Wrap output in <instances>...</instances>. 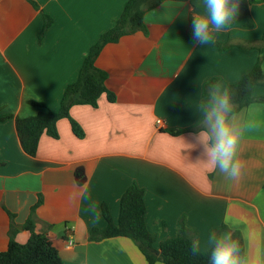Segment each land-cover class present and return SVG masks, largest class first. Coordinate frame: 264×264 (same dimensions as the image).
Here are the masks:
<instances>
[{"label":"crops","instance_id":"1","mask_svg":"<svg viewBox=\"0 0 264 264\" xmlns=\"http://www.w3.org/2000/svg\"><path fill=\"white\" fill-rule=\"evenodd\" d=\"M34 1L37 6L0 0V252L9 247L10 213L16 241H29L25 225L42 198L36 231L52 241L63 264H148L128 238L90 239L94 228L107 227L103 205L118 223L121 199L134 184L145 192L147 226L158 242L176 238L183 221L201 240L219 235L215 230L223 225L264 236V104L230 115L244 129L239 181L207 169L202 149L186 143L204 127L199 106L206 86L215 82L229 91L264 58V3L249 7L253 27L238 21L200 45L192 39L191 9L202 10L204 0L163 1L145 14L147 32L102 50L96 65L107 72L106 87L116 99L104 93L95 107L71 108L85 137L75 135L69 118L61 119L59 137L44 133L31 157L15 119L39 113L31 101L60 110L90 48L129 0ZM44 13L53 25L39 42ZM221 44L229 47L221 50ZM253 96H264V85L255 86Z\"/></svg>","mask_w":264,"mask_h":264},{"label":"trees","instance_id":"2","mask_svg":"<svg viewBox=\"0 0 264 264\" xmlns=\"http://www.w3.org/2000/svg\"><path fill=\"white\" fill-rule=\"evenodd\" d=\"M37 6L34 0H29ZM165 0H129L123 14L116 20L109 31L103 33L99 40L90 48L86 55L79 77L76 82L67 86L58 112L48 109L43 103L31 101V105L40 108L37 115L27 118H16V129L23 150L31 157H35L40 139L44 133H49L53 138H58L57 123L64 118L72 122L73 131L79 138H84L85 133L81 126L71 119L70 110L75 105L97 106L102 94L107 93L110 101H115L114 94L108 91L106 82L108 74L97 67L96 62L106 45L118 43L126 35L138 32H147L144 18L145 14L160 5ZM241 7L236 22L246 20L247 27H253L254 21L250 17L249 7L255 3H264V0H240ZM44 26L39 34L42 42L45 33L53 25V19L43 14ZM229 26V27H230ZM227 44H221L220 49L226 50ZM261 58L254 69L229 89L232 112L229 115L254 103L264 104V96L254 97L253 89L257 85H264V69ZM215 82L206 86L205 94L210 96ZM9 117H4L6 120ZM32 208L31 215L25 225L31 237L25 244H20L15 239V215L10 213L12 225L10 230V243L8 250L0 252V264H63V260L52 241L45 235L36 231L35 211L42 204ZM103 215L107 221L105 229L94 228L90 239L101 242L107 239L124 237L132 240L147 258L148 264L162 262L164 264H209L207 255H193L190 250L191 243L196 242L197 233L190 229L183 221L176 238H169L158 242V237L151 233L147 226V205L145 192L136 184L132 185L123 195L120 202V217L115 223L107 205H103ZM219 233L231 231L233 237L241 241L242 250L245 241L240 231L232 230L227 225L215 230ZM160 251V255L157 254Z\"/></svg>","mask_w":264,"mask_h":264},{"label":"clouds","instance_id":"3","mask_svg":"<svg viewBox=\"0 0 264 264\" xmlns=\"http://www.w3.org/2000/svg\"><path fill=\"white\" fill-rule=\"evenodd\" d=\"M240 0H204L202 10L191 9L192 39L207 45L214 42L215 33L227 30L239 15ZM233 105L228 90L216 84L209 97L200 106L204 127L194 134V143H187L191 150L202 149L200 159L210 171L219 169L230 182L241 179L245 163L239 157L242 129L236 117L230 116ZM258 127V125L256 126ZM245 246L233 237L231 231L208 233L191 243L193 255H207L209 264H264V236L258 231L242 234Z\"/></svg>","mask_w":264,"mask_h":264},{"label":"water","instance_id":"4","mask_svg":"<svg viewBox=\"0 0 264 264\" xmlns=\"http://www.w3.org/2000/svg\"><path fill=\"white\" fill-rule=\"evenodd\" d=\"M157 254L160 255V251L159 250H157Z\"/></svg>","mask_w":264,"mask_h":264},{"label":"built area","instance_id":"5","mask_svg":"<svg viewBox=\"0 0 264 264\" xmlns=\"http://www.w3.org/2000/svg\"><path fill=\"white\" fill-rule=\"evenodd\" d=\"M161 124V122H159V125ZM68 229V228H67ZM72 244V242L70 243V245Z\"/></svg>","mask_w":264,"mask_h":264}]
</instances>
